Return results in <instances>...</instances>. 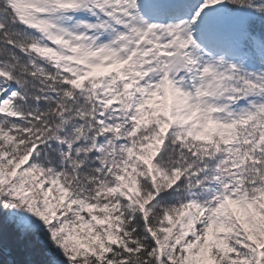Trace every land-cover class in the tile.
I'll return each instance as SVG.
<instances>
[{
    "label": "snow or ice",
    "instance_id": "1",
    "mask_svg": "<svg viewBox=\"0 0 264 264\" xmlns=\"http://www.w3.org/2000/svg\"><path fill=\"white\" fill-rule=\"evenodd\" d=\"M0 264H264V0H0Z\"/></svg>",
    "mask_w": 264,
    "mask_h": 264
}]
</instances>
